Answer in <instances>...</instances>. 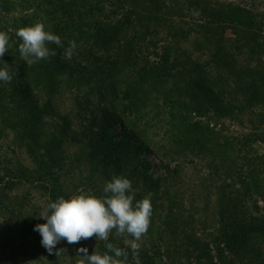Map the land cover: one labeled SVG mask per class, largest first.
Segmentation results:
<instances>
[{"label":"trees","instance_id":"trees-1","mask_svg":"<svg viewBox=\"0 0 264 264\" xmlns=\"http://www.w3.org/2000/svg\"><path fill=\"white\" fill-rule=\"evenodd\" d=\"M27 4H37L39 10L44 9L46 16L55 19L53 34L61 38L64 47L69 41H75L76 48L72 58L66 60L62 58L64 49L51 43L49 49L57 54L29 66L21 58L19 44L22 41L15 33L19 28L30 26V19L10 25L0 19V31L9 36L8 50L0 57V68L7 67L16 73L11 82H0V136L7 128L14 132L13 143L20 149H26L34 164L29 168L16 161L9 169L0 167L1 209L12 201L13 211L14 198L10 193L13 186L21 181L44 184L53 202L61 196L65 199L70 197L69 192L62 190L60 181L67 168L66 147L71 140V122L56 98L68 85L78 89L84 82L91 81V75H98L100 69L138 67L145 49L149 46L157 49L159 42L170 44V47H164L167 50L161 74L154 75L150 69L142 68L138 75L142 79L149 75L152 79L157 77L161 84L167 78L179 82L191 110L200 113L212 111L224 117L243 113L245 107L264 106V70L258 68L264 57V12L255 14L241 5L215 4L210 0H0V10L10 14L14 7ZM113 9L116 11L111 16ZM118 11L122 12L119 17L115 16ZM173 14L180 19L195 17L197 24L176 27L170 23ZM155 28L159 31L166 29L164 40L149 38ZM227 30L234 38L226 36ZM194 34L207 45V59L194 57L184 47L183 43ZM169 48L174 52L169 53ZM250 53L257 54L259 60H249L245 66L241 65L239 57ZM90 65L97 66V69L89 72ZM212 70L217 71L214 72L216 74ZM227 73L234 78V87L218 80L217 75ZM36 92L44 98L37 97ZM196 126L192 125L195 130L186 129L183 148L172 152L180 158L178 160L171 159L170 152L143 147L139 138L132 133L131 136L125 129L118 135L115 121L110 120L105 126V136L90 126L88 133L77 139L83 152L78 161L104 180H111L113 176L129 179L132 188L140 190L136 195L138 200L149 197L152 212L162 208L160 212L163 214L164 211L162 219L167 230L173 234L180 230L179 236L189 245L186 250L188 257L206 264H217L218 261L221 264H264V217L250 214L242 200L244 192L264 201V185L251 171L233 185L218 187L220 228L211 244L202 242L196 235L197 238L187 234L185 230L188 222L174 202L178 196L190 192V183L183 174L182 165L199 158L195 150H200L206 162L217 163L212 170L218 174L225 173L226 176V173L240 169L232 154L229 160L217 156L216 151L210 148L211 140L202 136L203 131ZM151 153L156 155L152 157L153 163L142 158V154L148 156ZM226 163L229 165L223 171ZM153 164L164 167V172L156 174L151 171ZM92 178L89 179L90 184H93ZM196 192V196H202L201 188ZM171 198L174 202L164 206L163 200ZM254 208L259 213L256 200ZM11 217L18 219L14 214ZM106 243L113 244L112 233ZM106 243H101V254L108 251ZM125 249L128 251L127 264H135L131 251ZM229 255L233 260L227 262ZM12 257L0 254V264H20L18 258ZM139 259L141 264H151V252L139 250Z\"/></svg>","mask_w":264,"mask_h":264},{"label":"rangeland","instance_id":"rangeland-1","mask_svg":"<svg viewBox=\"0 0 264 264\" xmlns=\"http://www.w3.org/2000/svg\"><path fill=\"white\" fill-rule=\"evenodd\" d=\"M210 1L215 4L241 5L255 14L264 12V0ZM36 6L37 4H27L14 7L10 14H5L0 10V19L9 25L19 23L22 19H30V26L40 22L45 26V31L53 34L56 27L55 19L46 16L44 9L39 10ZM111 11L112 16L116 9ZM107 14L109 13L107 12ZM116 14L115 16L119 17L122 12L118 11ZM170 23L176 27H188L196 25L197 21L195 17L187 16L185 19H180L173 14ZM152 32L153 35L149 38L154 41L166 38V29L159 31L158 28H155ZM68 34L66 32V36ZM226 36L234 38L230 30H227ZM200 40L197 34H194L183 45L194 57L207 59L208 47ZM46 46H51V43ZM54 46L56 45L54 44ZM165 46L170 47V44L162 41V43H158L157 49L152 46L145 49L140 56V64L136 68L114 67L108 71L100 69L97 71L98 75L93 73L91 81L84 82V85L78 86V89L70 85L64 87V91L56 98V101L60 108H63V112H66L70 117L72 133H70L69 140L76 139V141L70 140L67 143V168L62 175L60 184L64 192L70 193V197L83 191L99 198L101 197L100 194L103 193L105 184L110 181L104 180L99 174L96 176L93 173V175L89 171V167L80 164L78 161L83 152L81 153L82 148L77 139L79 140L88 133L90 126H93L95 132L105 136V126L110 120H114L118 135H121L125 129L131 136L134 135V137L139 138L143 147L152 151L170 152L169 157L177 159L178 157L172 155V152L183 148L186 129L195 130L192 125H197L196 128L203 131L202 136L211 140V150L216 151L217 156H222L228 160L229 155L232 154V158L236 160V166L240 169L237 172L226 173L227 177L222 171L223 175L218 174L212 170V166L214 168L217 163L215 165L206 162L200 150H195V154H198L199 158L187 161L188 163L193 162V164L182 165L183 174L186 175L190 183V188H188L190 192L178 196L175 202L172 198L163 200V204L169 206L170 201H172L174 205L179 206L188 222V225L185 226L187 234L196 235L201 238L202 242L211 244L212 238L216 236L220 228L217 217L219 211L218 187L237 183L239 178L246 177L249 171L264 185V106H257L253 109L245 107L246 110L242 108L243 113L224 117L212 111L200 113L191 110L192 107L188 105L189 100L179 82L176 83L171 78H167L165 83L161 84L157 77L152 79L149 75L142 79L138 75V71H142V68L150 69L154 75L161 74L165 51L167 50L164 48ZM168 52L173 53L174 51L169 48ZM242 56L239 57V60L240 64L244 66L248 64L249 60H259L257 54L256 56L251 53L242 54ZM93 66L90 65L89 72L97 69V66ZM258 68L264 70V57L259 62ZM214 72L217 71L212 70V73L216 74ZM217 78L224 85L234 87V78L228 73L217 75ZM88 83L89 85H87ZM39 94L36 92L37 97H43ZM94 119L96 121H93ZM13 142L15 143L14 132L8 128L5 129L4 134L0 136V167L4 166V168L9 169L12 164L19 161L22 165L32 168L34 164L27 150L18 148V145ZM155 156L154 153L148 154V156L142 154V158H148L150 161ZM170 158L169 160H171ZM228 165V163L224 164L222 170L225 171ZM151 171L160 174L164 172V167L153 164ZM92 176L93 184H90L89 179ZM44 186L42 183H25L22 181L13 186L14 189L10 196L14 198L15 208L12 211V201L6 203L5 208H0V254L18 258L20 264H80V261L84 260L83 253L78 252L81 247L87 248L89 255L94 251L101 254V243H106V241L97 240L95 236L75 244H69L66 240H62L56 245L52 254L46 251L40 243L39 232L34 230L37 224L46 222L39 214L46 209L50 202H53ZM199 187L202 190V196L195 195L198 193L196 190L199 191ZM206 187L208 189H205ZM134 190L135 200H138L136 195L139 194L140 190L136 187ZM242 200H244L246 210L250 214L264 217V201L261 198L242 192ZM255 200L259 207V213L254 208ZM160 211L152 212L150 218L152 222H150L149 229L139 241L141 245L139 250L151 252V264H206L187 256L186 250L189 245L185 243L184 238L179 236L180 230L175 234L167 230L162 219L164 211L163 214ZM10 213L17 216L18 219H13ZM112 235L114 246L128 253L124 244L125 237L117 236L115 230H113ZM127 238L132 239V237ZM155 248L157 249L155 250ZM59 249H61L60 255L56 256L55 251ZM127 249L131 251L130 248ZM110 255L114 254L111 253ZM214 255H216L215 252ZM119 259L123 260V257ZM231 260L233 257L229 255L227 262ZM141 263L142 261H140ZM221 263L218 261L217 264Z\"/></svg>","mask_w":264,"mask_h":264},{"label":"clouds","instance_id":"clouds-1","mask_svg":"<svg viewBox=\"0 0 264 264\" xmlns=\"http://www.w3.org/2000/svg\"><path fill=\"white\" fill-rule=\"evenodd\" d=\"M15 35L22 41L19 52L22 59L31 66L40 60H46L57 53L46 45L54 43L63 48L62 58L70 60L76 48L75 41H69L64 47L58 35L45 31V26L37 22L32 26L19 28ZM9 36L0 31V57L8 50ZM16 73L7 67L0 68V81L11 82ZM104 195L96 197L81 191L65 199L63 196L50 202L46 209L39 214L46 222L37 224L34 228L41 236V245L52 254L56 245L66 240L75 244L95 236L97 240L108 241L110 233L115 230L117 236L125 237L124 244L131 249L135 264H140L139 249L141 237L150 226L152 204L149 197L135 200V190L131 181L123 176H113L103 188ZM127 237H132L128 239ZM107 252L95 251L89 255L88 249L81 247L84 260L80 264H127L128 254L123 249L106 243ZM61 249L55 251L59 256ZM114 255H109L108 253ZM123 257V260L119 259Z\"/></svg>","mask_w":264,"mask_h":264}]
</instances>
